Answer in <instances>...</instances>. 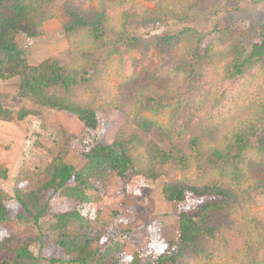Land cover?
Wrapping results in <instances>:
<instances>
[{"label":"trees","instance_id":"obj_1","mask_svg":"<svg viewBox=\"0 0 264 264\" xmlns=\"http://www.w3.org/2000/svg\"><path fill=\"white\" fill-rule=\"evenodd\" d=\"M98 1L100 7L90 9L76 0H0V81L18 79V97L36 108L22 107L15 114L0 102V143L9 149L37 147L39 154V138L28 145L15 121L43 110L74 116L82 124L78 134L65 133L64 148L43 170L34 172L36 163L32 178H15L14 196L0 188V264H39L31 249L38 242L40 258L48 264H211L222 255L235 264H264V211L250 208L264 204V164L255 161L264 156V118L231 133L213 125L176 140L148 116L163 115L172 98L154 86L147 71L125 80L117 93L104 83L113 58L128 60L135 50L157 49L193 91L209 66L222 63L223 80L236 87L264 62V23L250 27L246 19L232 20L203 30L194 13L208 0H183L179 8L156 10ZM59 7L68 16L63 31L70 44L33 65L18 38H43L45 22ZM176 24L182 26L171 33L150 32ZM85 34L93 45L79 48L75 41ZM156 135L168 136L167 148L149 145ZM71 151L84 160L81 168L66 162ZM13 174L0 164L5 181ZM112 175L122 181L164 180L166 202L193 206L179 214L178 239L146 257L140 252L128 256L125 232L111 237L98 228L91 219L94 205L106 195ZM11 223L45 224L53 235L52 249L44 247L42 233L39 241L18 242Z\"/></svg>","mask_w":264,"mask_h":264},{"label":"rangeland","instance_id":"obj_2","mask_svg":"<svg viewBox=\"0 0 264 264\" xmlns=\"http://www.w3.org/2000/svg\"><path fill=\"white\" fill-rule=\"evenodd\" d=\"M126 1L144 9L156 10L174 5L179 8L183 0H116V3L123 7V2ZM76 3L84 8L100 7L98 0H76ZM194 18L198 20L196 26L203 30L213 28L216 23L230 24L232 20L239 22L243 19L249 22L250 27H255L264 23V2L235 3L229 0H208L194 13ZM67 22L68 16L64 8L59 7L56 17L45 22L46 35L43 38L30 39L24 35L19 36L18 42L27 51L31 64L38 65L46 58L67 49L70 41L63 31V26ZM181 26L182 24L170 28L159 27L150 32L171 33ZM75 42L79 48L93 45L87 34L77 38ZM181 50L183 47L180 52ZM223 66L224 63L209 66L204 73V82L193 91L186 86L180 75L174 73L171 59L163 56L157 49L147 52L135 50L128 60L113 58L105 73L104 83L117 93L125 80L147 71L154 86L172 98L171 106L163 115L154 117L148 114L166 127L169 136L176 140L188 138L192 134L204 132L213 125L226 127L227 133H231L233 127L236 129L255 117L264 118V62L257 66L253 73L246 74L236 87L223 80ZM18 89V79L0 81V102L15 114L22 107L36 109L18 97ZM15 125L28 136V145L32 144L36 137L39 138L41 152L37 153V147L9 149L0 143V164L3 168L14 169L10 182L0 176V188L8 196L15 195L16 177H31L36 170H43L45 165L64 148L65 133L78 134L82 130V124L76 117L52 110H43L39 115L29 116L25 120H16ZM149 145L167 148L168 136L156 135L150 139ZM255 161L264 164V156H255ZM66 162L78 169L85 163L74 151L69 152ZM36 163L38 164L35 167ZM31 169H34L32 174ZM43 179L42 175L36 180ZM163 185L164 180L151 181L135 177L129 181H122L112 175L106 183V195L94 205L91 219L96 221L98 228L105 230L111 237L125 232L128 256L138 252L142 253L143 257L151 255L167 241L178 239L179 214L193 209V206L187 203L166 202L162 193ZM250 208L252 212L264 211V204ZM117 213L120 216H117ZM10 226L20 243L29 238L38 240L39 233H42L44 247L52 249L54 245L53 235L47 231L45 224L36 227L33 223H11ZM31 249L40 259L39 264H48L41 259L43 257L39 242L33 243ZM2 258L3 254L0 253V260ZM210 263L235 264V261L230 256L222 255L212 259Z\"/></svg>","mask_w":264,"mask_h":264}]
</instances>
